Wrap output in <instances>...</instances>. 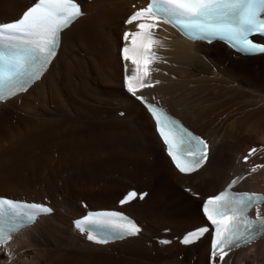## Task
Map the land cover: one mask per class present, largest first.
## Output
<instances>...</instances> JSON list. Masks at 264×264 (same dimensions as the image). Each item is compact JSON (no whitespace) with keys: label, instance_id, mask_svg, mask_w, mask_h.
Instances as JSON below:
<instances>
[{"label":"bare ground","instance_id":"obj_1","mask_svg":"<svg viewBox=\"0 0 264 264\" xmlns=\"http://www.w3.org/2000/svg\"><path fill=\"white\" fill-rule=\"evenodd\" d=\"M35 1L0 0V24ZM79 1L85 15L63 34L49 71L0 103V197L55 209L3 246L0 264H209V237L187 248L175 237L204 223L201 203L233 176L247 172L245 188L264 192V167L251 171L264 165V55L194 43L163 23L153 30L159 59L150 65L152 86L138 92L211 145L206 166L183 176L145 108L123 89V36L138 23L126 21L147 1ZM132 189L147 194L123 208L142 224L138 238L96 246L73 229L87 210L116 209ZM221 264H264V237Z\"/></svg>","mask_w":264,"mask_h":264},{"label":"snow or ice","instance_id":"obj_2","mask_svg":"<svg viewBox=\"0 0 264 264\" xmlns=\"http://www.w3.org/2000/svg\"><path fill=\"white\" fill-rule=\"evenodd\" d=\"M83 12L76 0H38L13 23L0 24V98L23 91L28 81L36 78L55 53L60 33L70 26ZM136 23V31H126L122 58L131 61L133 74L126 76L127 90L133 96L139 89L149 87L150 65L159 57L153 51L160 41L154 38L161 23H171L203 39L218 38L232 44L242 52L264 53V44L254 42L253 34H264V0H149L146 7L136 11L127 21ZM130 41V43H129ZM127 69V65H125ZM159 84L160 81L155 82ZM141 100L155 120L157 131L166 145L167 153L181 173L195 172L208 160V143L170 116L163 108ZM256 149H252L251 155ZM247 160V157L245 158ZM264 165L252 168L256 172ZM241 178L233 180L225 191L209 197L202 206L207 220L214 226L211 245L212 264H221L228 251L248 245L264 235V215L259 207L264 204V194L233 192ZM144 194L129 192L121 203H128ZM256 208V218L249 212ZM49 208L34 206L27 210L10 200H0V218L24 217L31 220ZM88 223L107 225L128 235H136L140 229L120 213H106L91 217ZM209 231L202 227L187 234L182 240L191 244ZM0 238L10 237L0 233ZM95 239V237H92ZM167 243V241H165ZM218 258V259H217Z\"/></svg>","mask_w":264,"mask_h":264},{"label":"rangeland","instance_id":"obj_3","mask_svg":"<svg viewBox=\"0 0 264 264\" xmlns=\"http://www.w3.org/2000/svg\"><path fill=\"white\" fill-rule=\"evenodd\" d=\"M60 200H61V198H60ZM194 257V256H193Z\"/></svg>","mask_w":264,"mask_h":264}]
</instances>
